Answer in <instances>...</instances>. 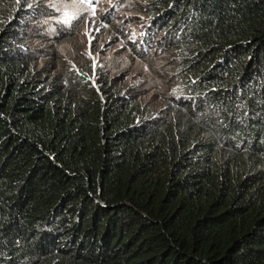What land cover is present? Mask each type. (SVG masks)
Returning a JSON list of instances; mask_svg holds the SVG:
<instances>
[{"label":"trees","instance_id":"1","mask_svg":"<svg viewBox=\"0 0 264 264\" xmlns=\"http://www.w3.org/2000/svg\"><path fill=\"white\" fill-rule=\"evenodd\" d=\"M179 2L200 37L190 51L200 60L210 51L225 70L214 85L233 87L238 107L264 121V0ZM13 76L16 103L6 101L0 69V262L6 254L20 264H264V169L245 172L223 144L195 157L170 130L148 143L123 140L113 114L94 112L86 96L68 116H44L35 88H14ZM78 201L86 208L77 223L49 222L72 233L71 250L46 262L23 253L17 214L24 237L30 222Z\"/></svg>","mask_w":264,"mask_h":264},{"label":"clouds","instance_id":"2","mask_svg":"<svg viewBox=\"0 0 264 264\" xmlns=\"http://www.w3.org/2000/svg\"><path fill=\"white\" fill-rule=\"evenodd\" d=\"M168 1L0 0L6 101L16 103L22 92L14 97L8 93L12 73L14 88H35L39 99L34 101L45 108L44 116H68L86 96L94 102V112L113 114L123 140L152 142L165 129L184 138L195 157L204 151L219 154L220 144L231 146L233 161L247 173L255 170L256 176L264 169L262 116L249 106L238 107L233 87L214 85L225 72L223 66L210 51L202 60L190 51L200 37L190 29L181 0ZM205 61L210 63L207 69ZM223 121L236 127H229L228 135L219 127ZM207 146L210 150L203 149ZM249 156L256 160L250 167ZM85 208L86 201H78L55 213L58 219L32 221L24 237L23 218L17 214L20 249L39 262L71 250L76 243L72 233H63L58 225L50 228L49 222L71 226ZM0 264L20 263L4 254Z\"/></svg>","mask_w":264,"mask_h":264},{"label":"bare ground","instance_id":"3","mask_svg":"<svg viewBox=\"0 0 264 264\" xmlns=\"http://www.w3.org/2000/svg\"><path fill=\"white\" fill-rule=\"evenodd\" d=\"M20 8H21V5L20 4L15 7L16 10H19Z\"/></svg>","mask_w":264,"mask_h":264}]
</instances>
